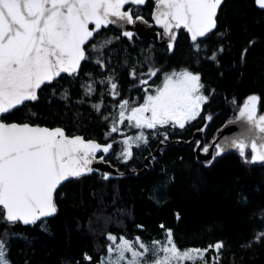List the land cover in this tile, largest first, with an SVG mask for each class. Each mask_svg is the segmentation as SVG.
<instances>
[{
  "label": "trees",
  "instance_id": "obj_1",
  "mask_svg": "<svg viewBox=\"0 0 264 264\" xmlns=\"http://www.w3.org/2000/svg\"><path fill=\"white\" fill-rule=\"evenodd\" d=\"M154 2L127 7L143 9L149 22ZM197 43L199 50L180 31L170 53L152 39L135 33L129 38L109 25L95 34L78 73L43 86L37 101L2 118L111 143L104 160L118 169L108 179L92 172L64 183L55 193L57 211L51 218L28 226L0 218V242L10 264H99L108 251V235L165 243L168 230L180 250L222 243L219 252H207L208 264L217 257L219 264H264V163L246 162L247 150L244 157L231 151L206 166L197 160L199 140H193L202 130L209 146L249 97L256 96L258 114L264 112V10L254 0H225L216 29ZM213 53L216 61L208 59ZM150 69L157 74L149 77ZM182 69L200 74L208 97L198 118L183 129H146L148 145H134L132 158L124 162L121 139L135 131L125 121L122 130L111 132V111L126 98L144 96L140 79L150 89L164 72ZM109 81L117 85L115 97ZM160 144V155L152 156ZM149 156L151 166L144 165Z\"/></svg>",
  "mask_w": 264,
  "mask_h": 264
},
{
  "label": "snow or ice",
  "instance_id": "obj_2",
  "mask_svg": "<svg viewBox=\"0 0 264 264\" xmlns=\"http://www.w3.org/2000/svg\"><path fill=\"white\" fill-rule=\"evenodd\" d=\"M145 3L146 0H0V115L26 101L37 100V90L61 73L76 74L81 61L86 59L84 46L102 27L120 21L146 23L142 16L135 15L133 7H126ZM222 3L223 0H155L153 19L168 37L170 49L176 39L174 29L183 28L199 50L198 39L208 36L217 27V11ZM255 3L264 9V0H255ZM124 35L131 38L132 33L126 31ZM208 59L216 61V53ZM157 71L150 69L148 76H155ZM132 75L135 78V72ZM109 83L115 97L117 85ZM147 83V80L141 81V84ZM203 88L199 73L187 69L173 71L165 76L163 86L156 89L155 94L145 96L143 104L129 108L128 100L120 102L118 120L113 123L111 132H119V125L125 121L128 127L136 129L166 125L183 129L186 122L199 116L202 105L208 100ZM92 91L89 85L88 93ZM257 100L256 96L249 97L239 116L264 134V115L256 117ZM95 107L99 110L100 106ZM258 139L247 145L244 140L234 142L242 157L245 148H251V161L246 162L264 161V143L258 144ZM141 142H148L143 131L121 141L124 162L132 158L133 145L139 147ZM112 147L111 143L101 145L80 136L68 137L61 128L0 121V218L11 224L29 225L54 215L57 209L53 198L58 186L69 177L78 178L92 172L90 165L104 162ZM223 150L218 147L216 156ZM203 151L207 153L208 148ZM97 153L104 155L97 157ZM104 178L109 177L105 174ZM107 239L115 247L109 246V256L103 264H122L126 253L131 255L126 264H208L207 252H219L223 247L222 243H216L207 249L181 251L168 230L165 243L153 242L157 258L149 262L144 259L149 249L139 238L135 244L142 251L123 237L119 242L113 235H108ZM85 259L91 261L90 256L86 255ZM0 264H8L3 242H0ZM215 264H219L218 257Z\"/></svg>",
  "mask_w": 264,
  "mask_h": 264
},
{
  "label": "water",
  "instance_id": "obj_3",
  "mask_svg": "<svg viewBox=\"0 0 264 264\" xmlns=\"http://www.w3.org/2000/svg\"><path fill=\"white\" fill-rule=\"evenodd\" d=\"M224 1H225V0H223V3H224ZM223 3H222V4H223ZM254 3H255V0H254ZM222 4L220 5V8H221ZM255 6H256V8H258V9H260V10H264V9L259 8L258 5H256V3H255ZM220 8H219L218 11H217V16H218V13H219ZM155 11H156V8H155V10L152 12V20H153V24H150V25H146L144 22H142V21H140V20H137L136 23H134V24H128V23H126V22L120 21V22H118V23H115V24H109V25L115 27L117 30L122 31L123 33L127 31V32H131L132 34H134V33L137 34V36L140 37V38L147 37V38H149V39H152V40H154V42H156L159 46L166 47V48L169 50L170 53H172L173 50H174L175 43H176V40H177V37H178V33H179V31H182V30H183V31L188 35V37H189V39H190V42L193 44V42L191 41V38H190V34L187 33L186 30H184L183 28H180V29H174V31L176 32V39H175V41L173 42L172 48L170 49V48H169V39H168V37H167L166 35L163 34V29H162L159 25H157L156 22H155V20L153 19V16H154ZM216 23H217V17H216ZM109 25H108V26H109ZM108 26H107V27H108ZM152 26H154V27L157 28V29L162 30V39H161V40H159V36H158L157 33H151L150 28H152ZM89 27L92 28V27H94V26H93V25H90ZM107 27H102V28L100 29V31H101L102 29H104V28H107ZM100 31H99V32H100ZM99 32L94 33V36H95V34H97V33H99ZM209 34H210V33H209ZM209 34H208V35H209ZM94 36H93V38H91V39L87 42V44H86L84 47H86V46H87V45H88V44L94 39ZM203 38H204V37H203ZM200 39H202V38H200ZM200 39H198V40H200ZM85 55H86V53H85ZM83 62H84V60L81 61L80 68H81V65H82ZM80 68H79V70H80ZM79 70H78V72H79ZM78 72H77V73H78ZM61 76H69V77H72L73 75H68L67 73H61L60 76L56 77L51 83H53L54 81L58 80ZM51 83H45V84H43V85L41 86V88H42L43 86H45V85H49V84H51ZM41 88H40V89H41ZM40 89L37 90V96H38V92H39ZM35 101H37V100H35ZM35 101H26L25 103H27V102H35ZM25 103H24V104H25ZM24 104H23V105H24ZM23 105H20V106H18V107L15 108V109H18V108H20V107L23 106ZM244 105H245V104H243V105L240 107V109L237 111V113H236V117H235L234 119H232V120L226 122V123H225V124H224V125H223V126L217 131V133H216V135H215L213 141L211 142V144H210L209 146H204V139H203V136H202V130H199V131H197V132L194 134V136H193V140H197V139L199 140L198 143H197V145L195 146L196 158H197L198 161L202 162V163L205 164L206 166H209V165L212 163V161L214 160L215 157H219V156L224 155V154H226V153H228V152H231V151H235V152H238V153H239V150L235 147L234 142H238V141H240V140H244L245 144L247 145V144H249L252 140H254V139H256L257 137H259L260 139L257 140V143H258V144H259V143H264V134L259 133L258 129H253V128H252V125H251L246 119H241V118H240L239 113H240L241 108H243ZM15 109L11 110L9 113H11L12 111H14ZM255 109H256V117H257V118H259V116L264 115V112H263L262 114H258V107H257V105H255ZM7 114H8V113L3 114V115H0V121L6 123L5 121L2 120V118L5 117ZM12 123H16V124H19V125H22V124H29V123H22V124H20V123H17V122H12ZM8 124H11V123H8ZM29 125H31V126H38V127H42V128H48V129L61 128V127H52V128H51V127H47V126H44V125H32V124H29ZM61 129H63V128H61ZM63 130H64V129H63ZM64 132H65V131H64ZM65 135H66V134H65ZM66 136H68V137H75V136L83 137V136H81V135H73V136L66 135ZM83 138H84V137H83ZM84 140H85V141H94V142H96V143H99V142H97V141H95V140H86L85 138H84ZM174 142H175V141H174ZM177 142H178L179 144L184 143V141H177ZM191 142H192V140H191V141H187V142H185V143H186V144H190ZM99 144H101V143H99ZM101 145H104V144H101ZM161 145H162V144H160V145L157 147L156 151L154 152V155H152V156H156V157H157V156L160 155L159 150H160ZM205 147L208 148V152H207V153H205V152L203 151V149H204ZM218 147H222L224 150L222 151V154H221V155L216 156V149H217ZM247 150L251 153V156H252L251 148H250V147H246V148H245V152H246ZM99 154H100V153H97V157H99V156H98ZM239 154H240V153H239ZM152 156H149V157H147V158L145 159L144 165L151 166L150 158H151ZM250 161H251V158H250ZM251 163H252V164H261V163H264V161L257 160L256 162H251ZM90 167L93 169L92 172H95V173H98V174H107L109 177H112V176H114V175H116V174L118 173V169H117V167L111 165L109 162H106L105 160H104V162H98V161H97V162H93V163L90 165ZM144 171H145V169H143V171H141L139 174L141 175ZM92 172H90V173H92ZM128 172H129V171H128ZM87 174H89V173H86V174H84V175H87ZM82 176H83V175H82ZM78 178H79V177H78ZM74 179H77V178H76V177H69L67 180L63 181V182L58 186L57 190H58V189H59L64 183H66L67 181L74 180ZM57 190H56V191H57ZM55 193H56V192H55ZM55 193H54V198H55ZM54 198H53V199H54ZM54 203H55V201H54ZM55 214H56V213H55ZM55 214L52 215V216H48V217H42L41 219L51 218V217L55 216ZM41 219H40V220H41ZM20 223H22V222H20ZM22 224H23V223H22ZM23 225H25V224H23ZM29 225H31V224H29ZM25 226H28V225H25Z\"/></svg>",
  "mask_w": 264,
  "mask_h": 264
},
{
  "label": "rangeland",
  "instance_id": "obj_4",
  "mask_svg": "<svg viewBox=\"0 0 264 264\" xmlns=\"http://www.w3.org/2000/svg\"><path fill=\"white\" fill-rule=\"evenodd\" d=\"M145 23V22H144ZM146 24V23H145ZM90 46V45H89ZM182 70H184V69H182ZM182 70H178V71H176V72H179V71H182ZM188 70V69H187ZM173 71H170V72H164L163 73V76H162V78H161V81H160V83H158V84H155L153 87H151L150 89H149V86H147V85H144V87L146 88V89H148V91L146 92L145 91V93H144V96L143 97H139L138 95L136 96V97H132V99H130V98H126V99H124V100H128L129 101V108H131V107H137V106H139V105H141V104H143V102H144V98H145V96L147 95V94H155V90L156 89H158V88H161L162 86H163V82H164V78H165V76L166 75H169V74H171ZM142 78V77H141ZM141 81L143 80V79H140ZM148 84V83H147ZM87 92H88V89L86 90ZM205 95V94H204ZM123 101V100H122ZM121 101V102H122ZM248 101V99H246V101H245V103L244 104H246V102ZM258 101V100H257ZM120 104V103H119ZM119 104L117 105V107L113 110V111H111V114L110 115H112L110 118H109V121L110 122H112V125H113V123L116 121V120H118V114H119V111H120V109H119ZM256 105H257V103H256ZM203 106V105H202ZM201 109H202V107H201ZM200 112H201V110H200ZM125 115H128V112H126L125 113ZM146 115H148V114H146ZM197 118H198V116H197ZM196 118V119H197ZM193 121V120H192ZM188 122H186V124H187ZM121 125L122 124H120L119 125V129H121L120 127H121ZM166 126H171V125H166ZM166 126H164V127H166ZM128 127V126H127ZM158 127H160V126H158ZM172 127V126H171ZM130 128H132L134 131H135V133H134V131H133V133L134 134H132L131 135V137H135L136 135H139V133L141 132V131H143V133H145L144 131H146V129H148V128H144V129H136V128H133V127H130ZM179 128V127H178ZM122 130V129H121ZM146 137H147V141H148V138H149V136L147 135V133L146 134H144ZM109 137H112V135H110ZM127 137H129V136H127ZM127 137H124L123 139H125V138H127ZM123 139H121V140H123ZM144 145H148V142H147V144H144ZM134 146V145H133ZM205 146V145H204ZM122 147L124 148V145L122 144ZM104 155V154H103ZM115 155V154H114ZM119 239L120 238H117V242H119ZM130 241V240H129ZM132 242V241H131ZM136 242V241H135ZM135 242H133V244H134V246L136 247V249L137 250H139V251H142L141 249H139V246L137 245V244H135ZM160 242V241H159ZM147 247H148V249H149V251H148V253L146 254V256L144 257V259L146 260V261H149V262H151V261H154L156 258H157V255H155L154 254V249H153V243H151V244H147V243H145V242H143ZM109 246H112L113 248L115 247L114 245H112V242L110 241V243H109ZM109 246H108V248H109ZM190 249H200V248H190ZM181 251H183V250H181ZM4 252H5V258H6V260H7V262H8V264H10L9 263V261H8V259H7V257H6V251H5V248H4ZM160 255H162V254H160ZM108 256H109V253H108V251H107V254H105L104 256H103V258H102V260H101V262L99 263V264H103V262H105L106 260H107V258H108ZM125 256H126V261L128 260V259H131V255H130V253H126L125 254ZM113 257H115V253H113ZM126 261L125 262H122V264H126Z\"/></svg>",
  "mask_w": 264,
  "mask_h": 264
},
{
  "label": "flooded vegetation",
  "instance_id": "obj_5",
  "mask_svg": "<svg viewBox=\"0 0 264 264\" xmlns=\"http://www.w3.org/2000/svg\"><path fill=\"white\" fill-rule=\"evenodd\" d=\"M147 1V0H146ZM127 7V6H126ZM155 10V2H154V7H153V9H152V11H151V17H150V21L149 22H147L145 19V15H144V10L142 9V10H140V11H137V12H135V15H139V16H142L143 17V21H146V25H150V24H153V20H152V12ZM152 28H153V26H152ZM150 30H151V28H150ZM153 30V29H152ZM183 31V30H182ZM180 32V31H179ZM184 32V31H183ZM185 33V32H184ZM90 44V43H89ZM89 44L85 47V53H86V59H87V55H88V52H89ZM85 59V60H86ZM148 86V85H147ZM145 88V87H144ZM146 89V88H145ZM145 89H144V92H145Z\"/></svg>",
  "mask_w": 264,
  "mask_h": 264
},
{
  "label": "bare ground",
  "instance_id": "obj_6",
  "mask_svg": "<svg viewBox=\"0 0 264 264\" xmlns=\"http://www.w3.org/2000/svg\"><path fill=\"white\" fill-rule=\"evenodd\" d=\"M152 29H154V33H157L158 36H159V40H161V39H162V30L157 29V28H155L154 26H153V28H151V30H152Z\"/></svg>",
  "mask_w": 264,
  "mask_h": 264
}]
</instances>
